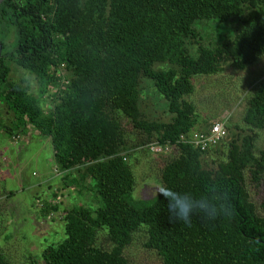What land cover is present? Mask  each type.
I'll list each match as a JSON object with an SVG mask.
<instances>
[{
	"label": "trees",
	"instance_id": "obj_1",
	"mask_svg": "<svg viewBox=\"0 0 264 264\" xmlns=\"http://www.w3.org/2000/svg\"><path fill=\"white\" fill-rule=\"evenodd\" d=\"M205 20H237L239 27L209 48L194 28ZM0 43V105L11 113L8 122L0 119V131L12 137L29 127L49 138L62 180L80 188L93 182L99 202L95 209L63 212V238L45 246L43 264H128L123 250L143 226L145 247L164 264H264V201L258 215L245 189L246 177L264 185V145L255 152L253 137H241L212 174L201 164L206 152L177 143L201 126L185 99L194 91L192 77L216 75L227 61L241 71L264 56V0H4ZM188 43L197 46L195 56ZM162 64L168 68H155ZM12 65L37 79L36 95L23 80H10ZM61 68L70 71L64 83ZM143 79L166 101L169 122L141 118ZM47 96L56 103L45 112ZM116 113L147 137L177 146L181 155L164 167L163 187L203 194L215 206L214 219L193 212L186 224L162 196L133 199L135 179L120 152ZM243 122L264 131V81L255 86ZM42 208L44 216L58 210ZM101 231L109 250L96 244Z\"/></svg>",
	"mask_w": 264,
	"mask_h": 264
},
{
	"label": "rangeland",
	"instance_id": "obj_2",
	"mask_svg": "<svg viewBox=\"0 0 264 264\" xmlns=\"http://www.w3.org/2000/svg\"><path fill=\"white\" fill-rule=\"evenodd\" d=\"M238 27L237 20L226 23L205 20L194 25L202 44L209 48L233 37ZM188 50L195 56L197 46L188 43ZM11 68L10 80L15 84L23 80L30 93L36 95L37 79L15 65ZM155 68L165 70L168 66L162 64ZM69 76L68 69H60L59 77L63 83L68 81ZM191 81L194 91L185 99L195 107L197 125L208 128L215 122H221L228 130L224 140L202 156L203 169L212 174L218 171L220 165L228 162L231 145H240L241 137H253L255 152L263 148L264 131L244 124L243 118L255 86L264 81V56L241 71L234 69L227 61L223 63L220 73L192 77ZM54 103L53 97L47 96L42 102L43 110L48 112ZM165 105L166 101L158 95L153 84L143 79L138 100L141 118L169 122L171 115L167 113ZM10 118L11 113L0 105L1 121L6 123ZM114 118L119 124L124 144H121L120 152L135 179L133 199L151 200L156 196L157 188L163 186L161 174L164 167L180 157V150L160 144L156 137H147L121 113L114 114ZM20 137L14 141L0 131V264H43L40 258L42 250L63 235V212L79 206L95 209L99 202L93 182L85 180L80 188L70 180H62L63 174L54 164L49 138L38 135L29 127ZM156 144L162 149L159 153L151 150ZM73 176H76L74 170ZM245 189L256 213L261 215L263 183L253 185L246 177ZM45 205H53L58 210L44 216L42 207ZM146 241V227L132 234L130 244L123 250L128 264H164L155 251L145 247ZM96 244L107 250L111 248L103 231L98 233Z\"/></svg>",
	"mask_w": 264,
	"mask_h": 264
},
{
	"label": "clouds",
	"instance_id": "obj_3",
	"mask_svg": "<svg viewBox=\"0 0 264 264\" xmlns=\"http://www.w3.org/2000/svg\"><path fill=\"white\" fill-rule=\"evenodd\" d=\"M156 195L162 196L167 201V207L171 215L184 223L190 222V216L193 212H202L209 219H214L212 209L215 207L202 194L194 197L189 193H180L167 187H158Z\"/></svg>",
	"mask_w": 264,
	"mask_h": 264
},
{
	"label": "built area",
	"instance_id": "obj_4",
	"mask_svg": "<svg viewBox=\"0 0 264 264\" xmlns=\"http://www.w3.org/2000/svg\"><path fill=\"white\" fill-rule=\"evenodd\" d=\"M60 72V70H59ZM227 135V130L225 129L223 123L215 122L211 124L208 128L200 126L189 130L187 133H182L179 136L177 143L189 144L197 148L200 152H207L209 149L214 148L220 142L224 140ZM20 135L12 136V140L17 141ZM166 146H174L169 142L164 143ZM151 150L154 153H159L162 149L156 145H153Z\"/></svg>",
	"mask_w": 264,
	"mask_h": 264
},
{
	"label": "water",
	"instance_id": "obj_5",
	"mask_svg": "<svg viewBox=\"0 0 264 264\" xmlns=\"http://www.w3.org/2000/svg\"><path fill=\"white\" fill-rule=\"evenodd\" d=\"M4 0H0V4L3 2ZM1 53H2V45L0 43V57H1Z\"/></svg>",
	"mask_w": 264,
	"mask_h": 264
}]
</instances>
